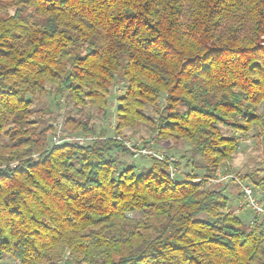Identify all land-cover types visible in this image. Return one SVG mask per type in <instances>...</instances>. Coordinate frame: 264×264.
<instances>
[{
  "label": "trees",
  "instance_id": "trees-1",
  "mask_svg": "<svg viewBox=\"0 0 264 264\" xmlns=\"http://www.w3.org/2000/svg\"><path fill=\"white\" fill-rule=\"evenodd\" d=\"M48 88L96 139L51 144ZM112 102L111 136L84 110ZM140 125L186 145L184 178L115 137ZM254 128L264 154V0H0V264H264L263 218L210 182Z\"/></svg>",
  "mask_w": 264,
  "mask_h": 264
},
{
  "label": "rangeland",
  "instance_id": "rangeland-1",
  "mask_svg": "<svg viewBox=\"0 0 264 264\" xmlns=\"http://www.w3.org/2000/svg\"><path fill=\"white\" fill-rule=\"evenodd\" d=\"M125 83L120 81L116 86H114L112 88V92L111 95L112 96H118L121 95L124 92L125 89ZM49 87V86H48ZM50 88L47 89L46 94L37 99L35 101V107L36 109L39 108H43L45 106H50L53 110V117H54V121L56 120H62L64 118V111H65V106L64 104H62L60 107H57L55 103V95L49 91ZM116 103L117 102H112L111 106H112V111L111 113L108 115L107 118L103 119L101 117L100 114L96 113V110L94 108L91 107H86L85 108V112L89 113L91 115V125L93 127V129L97 132L101 131L102 128H105L108 131V135H115V133L113 132L115 129V126L117 124V115H116ZM71 110L74 114H79L80 111H78L77 109H75L74 107H71ZM148 114H151L153 117H155V113L152 111V108L149 107L147 109ZM157 117V116H156ZM227 128H224V131H226ZM71 131V130H69ZM67 135H71V136H77V135H81L83 133H70L67 131H64ZM93 134V133H90ZM237 134V133H236ZM239 136V135H238ZM118 140H120L121 142H123V144L127 147V149H130V151H132L133 155H135L134 161L136 160V163L139 165L140 167L142 165V167L144 166H148V156H150V154L143 152L145 149H153V151H159V153H166V158L168 160V162H170L176 169V173L174 175V177H178V178H184V176L187 174L188 168H186L184 164V162L180 163V161L178 162V153L180 154V156L183 154L182 152H187L186 150V145L180 144L179 146L176 147V145L178 144H174V140H169V141H164V142H156L154 139V134L151 132V130L148 128V126L146 125H140L138 127L132 128H126L124 130V133L121 134L120 136H115ZM240 145L239 148L237 150V152L234 154V156L232 157V159L230 161H225V164L227 167L222 168V171L219 175V177H223L224 175H229V177L223 178L219 181H216L215 183H218V188H221L225 191V193H228V195L231 197V207L234 206V210L238 213H240L241 215H245L247 217L248 220L252 219V217H254V214L251 213L252 209L248 208V207H243L242 208V196H241V191L240 188L238 186V184L235 182V178H233L232 176H236L240 179H242V176H247L250 173H252V171L256 170V169H261L263 167V148L259 142V138L257 135V128H254L253 130H251L250 132H247L246 134H240ZM51 141V139H50ZM173 146H175L179 152L177 151L174 152L170 150V148H172ZM118 156L123 157V160H128L129 162H131V156L129 154H123L121 152L117 153ZM147 154V155H146ZM129 155V156H128ZM169 157V158H168ZM190 156L188 154V156L186 157V159H189ZM173 160L179 163V166L176 165V163H173ZM188 161V160H187ZM200 161V160H199ZM198 163V162H197ZM145 168V167H144ZM143 169V168H141ZM219 171V172H220ZM195 172H198L200 174L203 173V170L196 168ZM264 174V172H262ZM243 180H245L244 182L246 183H250V178H243ZM251 184V183H250ZM238 199V200H236ZM251 211V212H250ZM252 216V217H251ZM1 264H17L14 260L12 259H8L6 260V262H3Z\"/></svg>",
  "mask_w": 264,
  "mask_h": 264
},
{
  "label": "built area",
  "instance_id": "built-area-1",
  "mask_svg": "<svg viewBox=\"0 0 264 264\" xmlns=\"http://www.w3.org/2000/svg\"><path fill=\"white\" fill-rule=\"evenodd\" d=\"M55 127L57 128V130L51 137V144H53V145L60 144L63 142H69V141H77L80 144H85L86 142L92 141V140L97 138L95 135L90 134V133H88V134L83 133V134L77 135V136L67 135L64 132V127H63V124L61 121H56ZM143 152L148 153V154H152V155H154L156 157H160L162 159L166 158V153H162V152L159 153V152L149 150V149H145ZM168 163L170 164L171 175L174 177L177 169L170 162H168ZM226 177H229V175H224L223 177H219L218 179H210V182H215V181L221 180V179L226 178ZM232 177L235 178V182L238 184L240 191H241L242 208L248 207V208L252 209V211L257 216H261L264 220V189L257 188L253 184L246 183V182H244L245 180L240 179L236 176H232Z\"/></svg>",
  "mask_w": 264,
  "mask_h": 264
},
{
  "label": "crops",
  "instance_id": "crops-1",
  "mask_svg": "<svg viewBox=\"0 0 264 264\" xmlns=\"http://www.w3.org/2000/svg\"><path fill=\"white\" fill-rule=\"evenodd\" d=\"M234 208V206L232 207V209Z\"/></svg>",
  "mask_w": 264,
  "mask_h": 264
}]
</instances>
